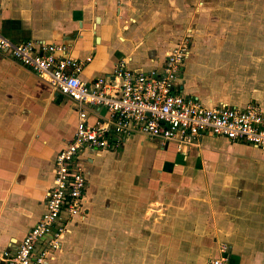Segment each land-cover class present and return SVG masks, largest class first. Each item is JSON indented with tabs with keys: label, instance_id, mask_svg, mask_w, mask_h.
Here are the masks:
<instances>
[{
	"label": "crops",
	"instance_id": "obj_1",
	"mask_svg": "<svg viewBox=\"0 0 264 264\" xmlns=\"http://www.w3.org/2000/svg\"><path fill=\"white\" fill-rule=\"evenodd\" d=\"M251 3L0 0V33L14 42L63 44L68 56L84 62L86 83L111 75L121 59L133 70H159L165 53L188 39L176 93L207 107L257 101L264 111V9ZM85 109L89 124L109 121L104 107ZM77 119L73 100L0 51V252L44 212L55 155L73 137ZM116 140L107 149L80 151L84 215L73 220L62 250L46 264H195L205 231L222 227L214 221L220 216L229 220L226 234L211 238L203 264L219 256L220 242L227 243L225 264H264V219L254 209L227 215L210 199L204 206L203 194L190 202L185 197L196 180L239 173L246 160L236 151L264 149L211 134L183 149L137 132ZM157 179L170 182L158 187ZM187 242L189 249H176Z\"/></svg>",
	"mask_w": 264,
	"mask_h": 264
},
{
	"label": "built area",
	"instance_id": "obj_2",
	"mask_svg": "<svg viewBox=\"0 0 264 264\" xmlns=\"http://www.w3.org/2000/svg\"><path fill=\"white\" fill-rule=\"evenodd\" d=\"M0 51L73 100L78 110L73 137L55 155L44 212L16 245L0 252V264H46L62 250L70 224L84 215L87 180L78 155L85 148L107 149L119 142L116 139L137 132L175 141L179 149L204 134L264 149V111L257 101L242 108L207 107L197 97L175 92L189 51L188 39L165 53L159 70H133L121 59L111 75L98 76L90 83L80 78L84 62L68 56L63 44L14 42L0 33ZM87 106L104 107L109 121L89 124ZM218 251L219 256L208 258L205 264H225L227 245Z\"/></svg>",
	"mask_w": 264,
	"mask_h": 264
},
{
	"label": "rangeland",
	"instance_id": "obj_3",
	"mask_svg": "<svg viewBox=\"0 0 264 264\" xmlns=\"http://www.w3.org/2000/svg\"><path fill=\"white\" fill-rule=\"evenodd\" d=\"M251 5L254 7L261 6L264 9V0H252ZM245 149L246 150L242 152H235V154L246 160V162L242 164L239 173L229 175L226 180L222 178L215 180L203 178L194 181L193 186H189V192L185 195L187 202H190V200L194 198L192 196L203 194L204 206L210 199L209 201H213L216 208H221L222 206L227 209L226 213L224 212L227 215H229L230 212H233L235 208H237V214L241 215L245 214L244 210L252 208L255 210L254 214L257 218L264 219V185L262 186V182L264 183V151L248 147ZM180 176L181 175L176 176L175 178H180ZM169 182V179L165 181L157 179L158 187L161 185L167 187ZM170 189L174 190L173 187H170ZM239 194H241V196H239ZM207 196L209 197L208 199ZM245 215L250 214L246 213ZM221 218L222 216L214 220L216 221V224L219 223L222 225L218 230H215V233L224 236L223 234H226L228 227L227 222H229V220L227 221L226 218L221 222ZM203 221L207 224L206 220ZM256 229L257 231H260L261 228L256 227ZM215 233L205 231V235H207L206 239L208 241L206 240L202 245V249L205 250H202V252L201 250H197L198 255L193 260L195 264H203L205 258L209 255L208 249L210 250L213 246V240L211 238L215 236ZM222 244L225 245L227 243L220 242L218 246L220 247ZM175 245L176 249L178 246L184 249H186V247L189 249L190 247L188 242L181 244L177 243Z\"/></svg>",
	"mask_w": 264,
	"mask_h": 264
}]
</instances>
